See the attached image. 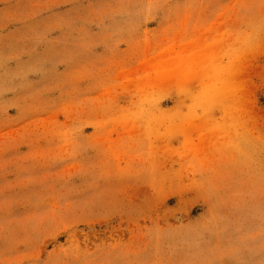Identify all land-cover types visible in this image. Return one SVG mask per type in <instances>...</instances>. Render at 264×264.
<instances>
[{"label":"rangeland","instance_id":"374dc122","mask_svg":"<svg viewBox=\"0 0 264 264\" xmlns=\"http://www.w3.org/2000/svg\"><path fill=\"white\" fill-rule=\"evenodd\" d=\"M0 264H264V0H0Z\"/></svg>","mask_w":264,"mask_h":264}]
</instances>
